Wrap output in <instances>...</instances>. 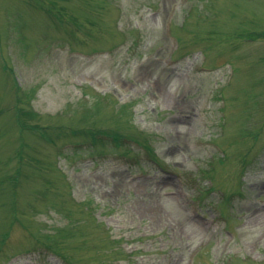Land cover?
<instances>
[{
  "label": "rangeland",
  "instance_id": "1",
  "mask_svg": "<svg viewBox=\"0 0 264 264\" xmlns=\"http://www.w3.org/2000/svg\"><path fill=\"white\" fill-rule=\"evenodd\" d=\"M0 264H264V0H0Z\"/></svg>",
  "mask_w": 264,
  "mask_h": 264
}]
</instances>
